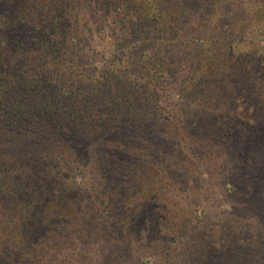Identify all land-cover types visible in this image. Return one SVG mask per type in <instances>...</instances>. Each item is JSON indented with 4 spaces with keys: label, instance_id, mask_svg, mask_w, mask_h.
<instances>
[{
    "label": "trees",
    "instance_id": "trees-1",
    "mask_svg": "<svg viewBox=\"0 0 264 264\" xmlns=\"http://www.w3.org/2000/svg\"><path fill=\"white\" fill-rule=\"evenodd\" d=\"M121 1L126 3L130 17L134 16L137 22L143 18V25L138 23L127 32L123 43L130 41L129 35L143 26L145 30L133 40L145 42L146 49L143 54L140 50L135 53L140 55L135 58L139 71L134 78L131 76L135 73H129L127 86L131 91H121L115 101L110 100L102 107L90 109L91 94L78 95L73 90L65 94L66 90L60 89L61 83L49 80L55 68L37 67L42 54H21L20 34L10 40L9 47L0 40V264H75L70 257L77 251L86 255L89 244L93 255L89 254L86 264H117L123 257L119 255L120 248L125 245L131 247L128 253L133 259L138 255L142 260L145 254L142 264H149L157 255L171 256L172 251L164 254L161 246H174L175 254L169 264H264V168L241 174L243 183L239 191L246 192L245 208H240V220H232L231 227L214 226L216 230L202 232L185 214L168 208L165 183L179 181L171 162L180 147L187 143L194 147L202 139L192 123L189 127L184 117L188 113H165L167 107L158 105L157 75L165 80L171 77L172 64H180L173 61V55L180 51H172L170 43L175 38L172 34L179 32L175 22L190 9L194 10L193 0ZM214 1L200 0L199 4L204 2L205 12L211 4H218ZM258 4L253 5V13L258 15L250 20L264 25V8ZM27 9V2H19L11 19L10 14L0 16V28L5 24L17 26L18 18L28 14ZM155 25H159L158 30ZM253 26L254 23H248L246 31ZM58 38L52 43L54 47L60 44ZM248 54L234 55L233 66L222 73H210L212 77L206 71L198 80L200 83H196L201 93L192 102L213 111L204 113L201 125L214 117L217 121L224 119L222 112L218 114L223 107L233 111L236 106L238 113L235 102L246 106L248 99L257 96L254 78L258 70L264 71V46ZM28 56L32 66L26 60ZM225 59L227 56L219 62L224 63ZM13 61L23 63L15 64L12 70L9 66ZM189 64L190 72L201 71ZM138 80L143 85L139 86ZM189 106L186 105V112ZM241 116H232L234 130L215 122L203 140L209 139L217 146V155H222L230 137L238 142L234 147L245 157L243 163H248L250 151L264 149V124L255 126L253 133L237 125ZM67 136L71 145L75 142L88 145L89 153L97 160L95 167L100 179L107 180L99 182L95 195L82 196L57 179L63 174L60 165L69 161L64 152L69 149ZM76 151L73 149L72 153ZM257 153L264 156V152ZM118 158L120 161H116ZM232 162L239 163L237 159ZM114 170L121 177L116 183H108V175ZM240 172L237 174L242 182ZM234 188L232 185L228 193ZM99 209L104 215L101 225L99 219L90 217ZM72 244L76 246L74 249ZM184 244L191 246L184 251L185 255H176V247L181 250Z\"/></svg>",
    "mask_w": 264,
    "mask_h": 264
},
{
    "label": "rangeland",
    "instance_id": "rangeland-1",
    "mask_svg": "<svg viewBox=\"0 0 264 264\" xmlns=\"http://www.w3.org/2000/svg\"><path fill=\"white\" fill-rule=\"evenodd\" d=\"M21 1L28 3V14L18 18L17 26L5 24L0 28V40L5 47H9L12 43L10 40L20 34L21 54L25 52L30 56L34 53L42 54L43 59H40L37 67H42L44 70L49 67L55 68L48 79L57 85L61 83L60 89L64 88L65 94H69L70 90L78 95L80 93L91 94L90 109L102 107L110 100L115 101L121 91L123 93L131 91L127 86L129 73L134 72L135 74L131 76L134 78L138 77L139 71L136 68V64L139 63L135 62V58H140V55L135 56V53L140 50L143 54L146 49L145 42L133 39L140 36L138 33L145 29L140 26L138 31L129 35L130 41L123 43L127 32L132 30L136 24L143 22V18L137 22L134 16H129L124 1L122 3L121 0H0V16L6 17L10 14L8 19H11ZM215 1L218 4L213 6L211 4L204 12V2L199 4L200 0H193L194 10L190 9L183 17L184 20L182 18L179 22H175V29L179 32L177 35L172 34L175 38L170 46H173L172 51H180L173 55V61H179L180 64L178 66L175 62L172 64L174 66L171 67V77H166L165 80L160 79L159 74L157 75L159 87L156 92L159 99L158 105L167 107L164 112L188 113L184 117L190 123L189 127L191 128L193 124L192 127L197 129L195 133L199 135L200 140L202 139L194 147L187 143L179 148L178 154H175V159L171 162L174 171L178 172L176 178L179 181L165 183L166 189L168 188V208L176 210L179 215L185 214L184 216L191 222L198 224V229L202 232L216 230L214 226L228 225L231 227L234 225L232 220H240L242 215L240 208L241 210L245 208L244 202L246 201L244 198L246 192L240 193L239 191L243 183L241 174H250L249 170L253 168L258 172L264 168L262 164L264 156L257 153L258 151L263 155L264 149L261 150L262 152L260 150L249 152L251 157L247 160L249 165L243 163L245 157L239 155L238 149L234 147V143L238 145V142H234L230 137L226 145L227 150L222 155H217V146L209 139L208 141L203 140L204 135L209 133L208 130L214 127L215 122L224 123L228 129L232 130L235 123L231 121V118L236 117L237 114L242 115L239 121L243 124L240 125L238 121L237 125L244 126L245 130L249 129L253 133H256L255 126L262 127L264 124V98L262 96L264 94V79H262L264 71L261 73L258 70L254 78L258 90L257 96L253 95L251 99H248L246 106L242 104L243 102H235L238 113L234 109L236 106L233 107L234 112L228 107H223L218 114L222 112L224 119L221 117V120L217 121L214 117L209 119L210 121L205 120L208 122L201 125L204 113L210 114L213 111L210 108L199 106L198 102H192L193 98L200 97L199 84H196L200 83L198 80L203 78L206 71L208 75L219 71L222 73L226 67L233 66L234 55L239 57L244 53H249V56L256 47L264 46V29H262L264 25L250 20L258 15L253 13L254 4L260 1L261 4L258 6L264 8L262 0ZM248 23H254V26L246 31ZM155 28L158 30L159 25H155ZM55 37H59L60 44L54 47L52 43L56 41ZM225 56L227 59L224 63L219 62ZM199 59L203 61L200 62ZM26 60L32 66L31 57L28 56ZM17 63H23V61H13L9 68L13 70ZM189 63L201 71L197 70L195 74L190 72ZM124 75L125 79L122 78ZM137 83L141 82L138 80ZM38 84H41L40 80ZM57 90L59 87L56 86V92ZM187 104L191 106L188 107V112H186ZM248 106L254 107L248 109ZM194 114L197 116V122ZM66 140L69 149L64 152H67L65 155L69 156V161L65 166L60 165L63 174L57 178L59 183L66 186L71 185L74 189L72 191L82 196L95 195V190L99 189V182L104 181L100 179V174L95 167L97 162L95 156L89 153L88 145L80 146L79 142H75L72 145L77 146L73 148L68 136ZM73 149L77 151L72 153ZM254 154L258 156L253 157ZM121 158L116 161H120ZM234 159H237L239 163L232 162ZM239 170L242 182L238 178ZM108 177V183H116L121 176L117 170H114ZM105 182L107 180L103 183ZM232 185L235 190L230 194L228 191L231 190ZM97 211L90 217L99 219L98 223L101 225L104 215L100 209ZM96 238L97 235L94 233V243ZM91 246L89 244L88 250L85 249L88 251L86 255L77 251L70 259L75 264H86L90 260V255H93L90 251ZM190 246V244H184L181 250L180 246H177L176 255L179 253L185 255L184 251ZM74 247L76 246L72 244L71 249ZM130 248L127 245L120 248L119 255L123 257L117 261V264H134V261H137L136 264L139 262L142 264L145 254L143 253L142 260L138 255L133 259L128 253L132 250ZM161 248L164 254L165 251H172L171 256L157 255L154 261L148 262L149 264H169L170 257L175 254L174 246L169 248L161 246ZM97 255H99L98 252ZM91 264H97V262Z\"/></svg>",
    "mask_w": 264,
    "mask_h": 264
}]
</instances>
